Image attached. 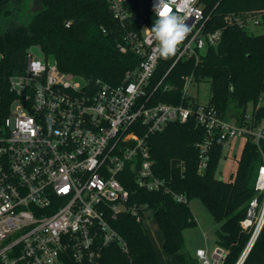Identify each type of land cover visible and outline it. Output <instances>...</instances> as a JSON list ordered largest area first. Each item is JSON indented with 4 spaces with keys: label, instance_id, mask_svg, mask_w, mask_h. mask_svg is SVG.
<instances>
[{
    "label": "built area",
    "instance_id": "2783aa9c",
    "mask_svg": "<svg viewBox=\"0 0 264 264\" xmlns=\"http://www.w3.org/2000/svg\"><path fill=\"white\" fill-rule=\"evenodd\" d=\"M140 1L137 25L141 26L135 27L132 0H107L125 30L121 51L140 57L138 67L128 72L122 84L93 91L79 76L61 70L55 60L37 56L34 47L28 49L23 72L4 76L0 71V264H102L103 252L112 243L128 252L114 220L128 210L144 223L153 209L148 203L130 204V190L119 175L130 168L139 186L163 190L175 201L189 204L168 178L155 174L149 138L170 122H186L191 116L207 133L195 145L200 174L209 166L218 135L227 143L236 138L255 143L263 161L255 181L256 195L242 221L245 229H251L245 254L263 229L264 120L255 123L252 114L246 113L241 123L197 101L189 93L190 86L198 83L193 72L183 75L181 103L153 102L159 88L172 89L164 80L176 64L194 59L197 65L204 50L219 42L222 30L208 27L210 15L201 0H194L186 22L192 31L178 45L163 77L153 79L161 57L148 31V19L156 18L157 0H144L145 13L140 11ZM179 3L171 5L173 13ZM263 13L245 10L226 15V20L249 29L260 24ZM1 58L0 52V63ZM177 166L185 170V162ZM227 253L217 245L211 260L204 247L196 250L202 264H223Z\"/></svg>",
    "mask_w": 264,
    "mask_h": 264
},
{
    "label": "trees",
    "instance_id": "16d2710c",
    "mask_svg": "<svg viewBox=\"0 0 264 264\" xmlns=\"http://www.w3.org/2000/svg\"><path fill=\"white\" fill-rule=\"evenodd\" d=\"M23 1L0 0V16L14 15L11 5L17 8ZM140 3L132 0L130 5L135 27L141 26L137 25ZM201 3L210 15L208 27L222 30L220 40L207 48L197 65L194 59H181L164 80L173 85L172 89L159 88L152 96L153 102L181 103L183 75L193 72L196 81H210L208 104L215 106L224 118L236 115L242 123L252 104L254 122L264 120V33L253 34L250 29L229 25L226 20V15L231 13L264 10V0H201ZM31 17L28 22L15 17L0 31V71L4 76L24 71L27 52L32 47L52 57L61 70L79 76L93 91L102 85L122 84L128 72L139 65L138 55L123 52L119 47L125 30L114 18L107 0H43V9ZM155 19L149 16L151 27ZM67 22H70L68 26ZM259 25L264 26V13ZM174 60L175 56L161 58L153 79H161ZM206 134V129L191 116L186 122H170L163 131L151 135L154 171L168 178L172 187L184 193L189 201L199 199L221 223L217 243L228 251L223 264H237L251 237V229H245L242 221L256 195L255 181L262 158L255 143L246 140L231 180L217 178L227 144L218 135L209 166L200 174L195 145ZM179 162H185L184 171L177 166ZM119 178L130 190V204L148 203L153 209L164 233L165 251L175 255L180 264H197L198 258L188 257L183 251L184 231L197 225L189 204L175 201L163 190L148 191L139 186L130 168ZM113 225L127 241L128 252L118 243H112L103 252L102 264L159 263L157 248L136 215L122 211ZM242 264H264V227Z\"/></svg>",
    "mask_w": 264,
    "mask_h": 264
},
{
    "label": "rangeland",
    "instance_id": "374dc122",
    "mask_svg": "<svg viewBox=\"0 0 264 264\" xmlns=\"http://www.w3.org/2000/svg\"><path fill=\"white\" fill-rule=\"evenodd\" d=\"M31 0H24L22 5L15 7L14 4L11 5V8L14 10V15H2L0 16V31L5 29L10 21L16 17L17 20L28 22L32 18L31 14H28V7ZM147 10V3L142 0V5L140 8L141 13H145ZM250 29V32L253 34H262L264 33V26L256 25ZM33 52L42 58L44 56L43 51L40 48H33ZM205 52V50H204ZM49 61L52 62L54 59L49 57ZM190 95L195 98L197 101H200L204 104L208 103L211 96V83L209 80H204L201 82L193 83L189 88ZM252 104H249L247 113L252 112ZM236 110V109H235ZM246 114L244 115V117ZM231 118H238L236 115ZM246 139L236 138L230 140L225 147L223 152V157L221 158L216 177L223 180L229 181L232 176L235 174L239 158L241 156L244 144ZM263 161V160H262ZM189 206L197 219V225L192 228H188L184 231L185 244L183 251L188 257H196L195 251L198 246H203L208 256L213 260V252L215 247L218 245V232L221 228V223L217 222L204 204L199 199H192L189 202ZM151 213V211H149ZM145 228L150 235L151 239L155 243L159 254V263L158 264H180L177 257L173 254H169L165 251L163 247L164 242V233L161 230L157 217L153 214L144 220ZM201 248V247H200ZM243 254V253H242ZM241 258V257H240ZM197 264H202L200 261Z\"/></svg>",
    "mask_w": 264,
    "mask_h": 264
},
{
    "label": "clouds",
    "instance_id": "9594fccd",
    "mask_svg": "<svg viewBox=\"0 0 264 264\" xmlns=\"http://www.w3.org/2000/svg\"><path fill=\"white\" fill-rule=\"evenodd\" d=\"M175 2L176 0H157L154 4L156 19L152 27L148 28L151 39L158 44L160 57L165 60L176 55L178 45L192 31V25L189 26L186 22L192 16L190 5L194 0H180L177 13H173L171 5ZM180 11L185 14H178Z\"/></svg>",
    "mask_w": 264,
    "mask_h": 264
},
{
    "label": "water",
    "instance_id": "95a60500",
    "mask_svg": "<svg viewBox=\"0 0 264 264\" xmlns=\"http://www.w3.org/2000/svg\"><path fill=\"white\" fill-rule=\"evenodd\" d=\"M43 9V0H31L29 7H28V14L34 15L37 12L41 11ZM247 254H245V251L241 255V258L237 262V264H242L246 258Z\"/></svg>",
    "mask_w": 264,
    "mask_h": 264
},
{
    "label": "crops",
    "instance_id": "0c3cea01",
    "mask_svg": "<svg viewBox=\"0 0 264 264\" xmlns=\"http://www.w3.org/2000/svg\"><path fill=\"white\" fill-rule=\"evenodd\" d=\"M152 215L154 214V212L152 211V213H151ZM155 244V243H154ZM200 247H203V246H198L196 249H198V248H200ZM195 255L197 256V254H196V251H195ZM198 258V257H197ZM198 261H199V259H198Z\"/></svg>",
    "mask_w": 264,
    "mask_h": 264
}]
</instances>
